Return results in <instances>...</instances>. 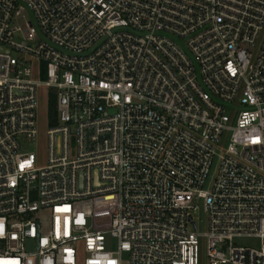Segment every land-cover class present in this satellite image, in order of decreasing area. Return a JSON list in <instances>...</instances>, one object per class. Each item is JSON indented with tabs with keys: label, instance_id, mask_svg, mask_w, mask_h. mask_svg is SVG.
Masks as SVG:
<instances>
[{
	"label": "built area",
	"instance_id": "built-area-1",
	"mask_svg": "<svg viewBox=\"0 0 264 264\" xmlns=\"http://www.w3.org/2000/svg\"><path fill=\"white\" fill-rule=\"evenodd\" d=\"M42 91L43 161L19 142ZM200 245L264 264V0H0V264H200Z\"/></svg>",
	"mask_w": 264,
	"mask_h": 264
},
{
	"label": "rangeland",
	"instance_id": "rangeland-1",
	"mask_svg": "<svg viewBox=\"0 0 264 264\" xmlns=\"http://www.w3.org/2000/svg\"><path fill=\"white\" fill-rule=\"evenodd\" d=\"M38 129H39V142H27L24 138H20V151L21 152H33L38 155L41 160L45 159L46 154V130L48 129L47 119V98L44 91L41 93L40 107L38 113ZM118 204V197L116 194L107 193L98 195L94 198V212L90 220L93 230L106 231L109 229L110 220L112 214L116 211ZM43 227L48 225L47 212L42 213ZM199 231H202V223L197 222ZM106 238L110 239L109 234H106ZM114 246V240H110ZM238 244H249L246 240L238 241ZM126 258V254L124 255ZM200 264H206V248L204 245H200L199 249Z\"/></svg>",
	"mask_w": 264,
	"mask_h": 264
},
{
	"label": "trees",
	"instance_id": "trees-1",
	"mask_svg": "<svg viewBox=\"0 0 264 264\" xmlns=\"http://www.w3.org/2000/svg\"><path fill=\"white\" fill-rule=\"evenodd\" d=\"M55 101L54 99H49L47 103V118H48V123L52 124L54 123L55 120Z\"/></svg>",
	"mask_w": 264,
	"mask_h": 264
}]
</instances>
